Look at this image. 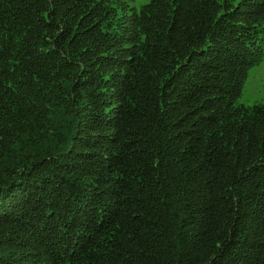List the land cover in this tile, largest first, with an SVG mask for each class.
<instances>
[{"label":"trees","instance_id":"16d2710c","mask_svg":"<svg viewBox=\"0 0 264 264\" xmlns=\"http://www.w3.org/2000/svg\"><path fill=\"white\" fill-rule=\"evenodd\" d=\"M264 0H0V264H264Z\"/></svg>","mask_w":264,"mask_h":264},{"label":"rangeland","instance_id":"374dc122","mask_svg":"<svg viewBox=\"0 0 264 264\" xmlns=\"http://www.w3.org/2000/svg\"><path fill=\"white\" fill-rule=\"evenodd\" d=\"M149 1L128 0V4L129 7L137 10ZM236 104L244 106L264 104V56L259 63L247 70L240 95L236 98Z\"/></svg>","mask_w":264,"mask_h":264}]
</instances>
